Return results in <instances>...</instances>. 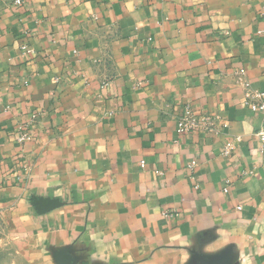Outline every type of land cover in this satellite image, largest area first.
Wrapping results in <instances>:
<instances>
[{
	"label": "crops",
	"instance_id": "crops-1",
	"mask_svg": "<svg viewBox=\"0 0 264 264\" xmlns=\"http://www.w3.org/2000/svg\"><path fill=\"white\" fill-rule=\"evenodd\" d=\"M263 15L0 0V264H264ZM186 107L227 126L180 133Z\"/></svg>",
	"mask_w": 264,
	"mask_h": 264
},
{
	"label": "built area",
	"instance_id": "built-area-1",
	"mask_svg": "<svg viewBox=\"0 0 264 264\" xmlns=\"http://www.w3.org/2000/svg\"><path fill=\"white\" fill-rule=\"evenodd\" d=\"M16 4H23L24 0H15ZM264 16V15H263ZM243 103L245 106L249 107L254 112H259L264 115V89L252 88L249 84L246 85L244 92ZM218 116H211L202 113L192 112L189 108H185L180 116L177 118V131L180 133L187 132L191 129L202 128L208 131H216L220 130V127L224 128L227 126L225 122L223 124H219L216 126V120ZM25 135V134H24ZM257 136L260 142L261 149L264 151V120L262 122V126L257 131ZM239 138H235V140H227L224 143L222 154L224 156H228ZM197 164L196 160H193L190 163V168L193 169ZM141 165L145 166V161H141Z\"/></svg>",
	"mask_w": 264,
	"mask_h": 264
}]
</instances>
